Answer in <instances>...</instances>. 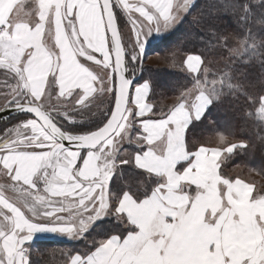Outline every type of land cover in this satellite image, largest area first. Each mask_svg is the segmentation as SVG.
<instances>
[{
    "label": "snow or ice",
    "instance_id": "6c2138e0",
    "mask_svg": "<svg viewBox=\"0 0 264 264\" xmlns=\"http://www.w3.org/2000/svg\"><path fill=\"white\" fill-rule=\"evenodd\" d=\"M147 2L35 0L26 10L25 0H0V85L4 110L18 114L0 134V264H30L26 245L37 233L87 240L106 217L123 222L126 234L92 240L68 264H264V218L241 230L214 212L215 224L187 229L189 208L210 188L193 182L192 199L180 192L175 177L195 156L168 147L175 124L152 119L144 96L150 84L133 79L140 57L129 42L143 57L146 44L133 14L154 19ZM117 9L131 25L127 40ZM99 95L111 98L103 119L75 127L84 122L70 113L90 112ZM126 144L136 146L131 161ZM129 164L155 177L143 199L110 192L113 176ZM8 187L18 201L4 194Z\"/></svg>",
    "mask_w": 264,
    "mask_h": 264
},
{
    "label": "trees",
    "instance_id": "16d2710c",
    "mask_svg": "<svg viewBox=\"0 0 264 264\" xmlns=\"http://www.w3.org/2000/svg\"><path fill=\"white\" fill-rule=\"evenodd\" d=\"M189 12L180 26L156 45L155 53L163 60L147 65L141 75L140 79L146 78L150 83L152 119L168 116L193 85V76L175 61L178 54L220 60L227 56L224 38L247 41L252 47L231 60V68L220 78L223 84L219 93L213 95L203 117L191 125L187 140L191 149L206 146L226 151L235 146L220 166L221 175L253 183L256 176L264 180V120L260 115L264 109V0H198L189 6ZM117 15L122 30L118 12ZM115 176L110 184V192L115 195L131 190L143 199L154 187L155 177L149 178L132 164L122 166ZM93 227L87 240L71 244L37 240L48 250L41 253L39 264H59L64 260L60 252L82 253L91 247V240L128 230L114 217Z\"/></svg>",
    "mask_w": 264,
    "mask_h": 264
},
{
    "label": "rangeland",
    "instance_id": "374dc122",
    "mask_svg": "<svg viewBox=\"0 0 264 264\" xmlns=\"http://www.w3.org/2000/svg\"><path fill=\"white\" fill-rule=\"evenodd\" d=\"M159 1V0H158ZM192 0H174L172 3L171 10H164L162 12H158L155 10L156 5L158 2L154 0H148L145 4V10L148 12L149 15L153 16L154 19L151 21L146 20L144 16L135 15V20L138 22V26H142L141 36L140 39L145 44V53H144V63H141V53L136 52L137 45L135 43L129 42V51H133L136 53L137 56L140 57V64L139 66H133L134 69L138 68L139 72L143 73L145 67L148 65H157L160 63L163 58L158 56L155 53L156 45L168 37L176 28H178L181 22L184 20L185 17L190 14L189 12V4ZM26 2V10L33 4V1H25ZM134 3H138L139 0H133ZM150 3V4H148ZM154 5H152V4ZM197 13V12H196ZM119 18L122 21V37L127 40V37L131 35L132 29L130 22L128 21L126 15L118 9ZM223 46L226 50L227 56L220 60H216L213 58L204 59L202 56L198 54H178L176 58V63H180L185 67V70L190 73L193 78V85L190 89L185 93L183 97V102H189L190 100H200L204 97L207 93L208 98L212 102L214 99V94L219 93L218 91L221 89V81L220 78L224 72L228 71L231 68V60L239 57L245 51H247L252 45L245 40H239L234 38H224L223 39ZM142 46V45H141ZM4 76L3 73L0 72V80H3ZM139 82H148L146 78L143 80L140 79ZM150 84V83H149ZM151 90V88H150ZM150 91L145 89L144 95L147 96L149 99ZM206 97V96H205ZM204 97V98H205ZM110 97L107 99L103 95H99L96 97L94 104L92 105L91 111L82 110L80 113L71 112L70 114L75 115L78 121L84 122L81 124V128H90L93 127L96 123H98L101 119H103V113L106 110L105 106H109ZM55 102V101H54ZM149 102V100H148ZM6 106V101L4 99V89L3 86L0 85V108ZM261 118L264 120V109L260 111ZM12 127V126H11ZM10 128V127H7ZM6 127L2 129L4 132ZM3 134V133H2ZM134 145V144H133ZM235 146H231L226 151H222V162L226 160V157L234 150ZM133 148V147H131ZM130 152L128 151V154ZM220 170V169H219ZM220 175L221 172L219 171ZM116 177V176H115ZM222 179L225 181H229L233 184V188H231V192L228 195H224L223 192V201L227 200V204L225 207H233L236 209L233 212V209L229 207L224 210L222 209V216L229 217V222L222 223L227 228L233 229H244L248 228L250 225H254L257 221V218H264V180L260 177L256 176L253 183L252 181H247V179L241 177H235L232 179H228L221 175ZM248 184L250 187V192L244 189V185ZM226 197V199H225ZM232 204V206L230 205ZM231 210V211H230ZM115 218V217H114ZM232 221V223H231ZM246 221V223H245ZM92 241V240H91ZM251 241V242H250ZM248 241V243H253L252 240ZM37 241H30L28 242L27 247L29 248V261L30 264H39L40 255L45 251H48L43 245L36 243ZM50 243H57L55 241H49ZM75 241H69L68 244H71ZM63 243V242H62ZM66 243V242H65ZM61 244V242H59ZM91 245V243L89 244ZM57 248H62L58 246ZM54 250V249H52ZM51 251V250H50ZM87 249L83 250L82 253L86 252ZM53 252V251H51ZM61 256L64 258L59 264H65L71 255L60 252ZM68 264V262H67Z\"/></svg>",
    "mask_w": 264,
    "mask_h": 264
},
{
    "label": "crops",
    "instance_id": "0c3cea01",
    "mask_svg": "<svg viewBox=\"0 0 264 264\" xmlns=\"http://www.w3.org/2000/svg\"><path fill=\"white\" fill-rule=\"evenodd\" d=\"M28 1V0H25ZM33 4L35 3V0ZM154 3V0H152ZM174 0H156L158 4L155 7V10L158 12H162L164 10H171L172 3ZM151 3V4H152ZM32 4V5H33ZM150 4V3H148ZM154 5V4H152ZM34 10V9H33ZM206 97H202L200 100H190L187 102H182L180 105L175 107L168 116L169 120H165V118L160 119H153L157 121L158 125H167L169 121L173 122L176 126V130L172 132L171 135V144L168 147L173 150L176 154L181 156H188L194 155L195 159L192 163L184 170L183 174L176 175L175 182L179 184L180 192L187 193L189 199L196 197V192L190 189V185L193 182H201L207 184L210 188L209 194L205 195L203 198L196 199L195 202L189 208V216L187 219V229L190 232L196 231L202 222H207L209 224H215L216 221L213 219V213L219 212L221 214V223L229 222V217L222 216V209L227 210L226 208L233 209L235 212L236 209L233 207H225L227 204V200L223 201V192L224 195L230 194L231 188H233V184L229 181H225L222 179L219 169L221 166L222 160V151L215 148H210L206 146H200L196 149H191L188 147V132L191 125L195 122L200 120L203 115L205 114L206 110L209 108L211 101L208 98V94L205 93ZM147 99V103L152 111V106L148 102V98L144 95ZM143 106V104H142ZM167 139V138H166ZM162 145H165V141L160 142ZM133 147V148H131ZM125 148L127 150L126 155L127 158L131 161L132 154L136 151L135 144H126ZM128 151L130 152L128 154ZM133 165V164H132ZM119 171V169H118ZM117 171V172H118ZM142 171V170H140ZM6 184L5 180H0V186ZM244 185V189L250 192V187L248 184ZM4 194L10 199L15 200L18 199L19 193L13 191L10 187H8ZM15 198V199H14ZM226 199V197H225ZM232 206V204H230ZM231 211V210H230ZM109 218V217H106ZM103 218L102 220L106 219ZM101 220V221H102ZM97 221L96 223H98ZM232 223V221H231ZM246 223V221H245ZM125 229H128L127 226L122 222ZM126 234V233H125ZM118 235V234H115ZM218 238L221 237L220 233L216 234ZM251 235V233H248ZM33 240H40V241H55L57 243L63 242L67 243L69 241H77L79 239H72L68 237L66 234H58V233H37L35 234ZM250 240H247V242ZM251 242V241H250ZM27 246V245H26Z\"/></svg>",
    "mask_w": 264,
    "mask_h": 264
},
{
    "label": "water",
    "instance_id": "95a60500",
    "mask_svg": "<svg viewBox=\"0 0 264 264\" xmlns=\"http://www.w3.org/2000/svg\"><path fill=\"white\" fill-rule=\"evenodd\" d=\"M198 2V0H192L190 7H193L196 3ZM119 22V21H118ZM122 34V33H121ZM141 63H144V57L143 54L141 53ZM141 78V73H139L138 75L134 76L133 79L134 80H138ZM5 107L0 109V124L6 120H8L9 118L18 115L16 112L14 111H5L4 110Z\"/></svg>",
    "mask_w": 264,
    "mask_h": 264
},
{
    "label": "flooded vegetation",
    "instance_id": "af4514ba",
    "mask_svg": "<svg viewBox=\"0 0 264 264\" xmlns=\"http://www.w3.org/2000/svg\"><path fill=\"white\" fill-rule=\"evenodd\" d=\"M117 12H118V9H117ZM122 33V32H121ZM137 74H139V69L138 68H135V71H134V73H133V75L134 76H136ZM3 108V107H2ZM1 109V108H0ZM18 122V115H16V116H13V117H11V118H9L8 120H6V121H4V122H2L1 124H0V134H2L3 132H2V129H4L5 127L7 128V127H11V126H13L14 124H16ZM65 124H66V126H67V121L65 122ZM81 126V125H80ZM4 180L3 178H0V180ZM15 199V198H14ZM15 200H17L18 201V199H15Z\"/></svg>",
    "mask_w": 264,
    "mask_h": 264
}]
</instances>
